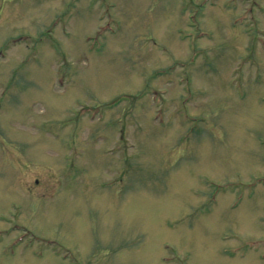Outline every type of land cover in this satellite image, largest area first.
<instances>
[{
	"label": "rangeland",
	"instance_id": "374dc122",
	"mask_svg": "<svg viewBox=\"0 0 264 264\" xmlns=\"http://www.w3.org/2000/svg\"><path fill=\"white\" fill-rule=\"evenodd\" d=\"M0 56V264H264V0H0Z\"/></svg>",
	"mask_w": 264,
	"mask_h": 264
},
{
	"label": "bare ground",
	"instance_id": "6f19581e",
	"mask_svg": "<svg viewBox=\"0 0 264 264\" xmlns=\"http://www.w3.org/2000/svg\"><path fill=\"white\" fill-rule=\"evenodd\" d=\"M6 59V58H5ZM64 88V87H63Z\"/></svg>",
	"mask_w": 264,
	"mask_h": 264
}]
</instances>
